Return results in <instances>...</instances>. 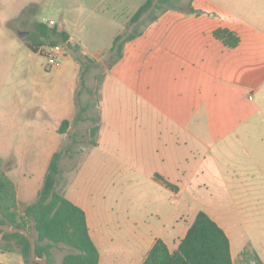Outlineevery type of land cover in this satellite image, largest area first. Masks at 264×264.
<instances>
[{
  "label": "rangeland",
  "instance_id": "1",
  "mask_svg": "<svg viewBox=\"0 0 264 264\" xmlns=\"http://www.w3.org/2000/svg\"><path fill=\"white\" fill-rule=\"evenodd\" d=\"M146 1L0 0V152L5 155L20 154V151H6V148L14 147L22 140L23 129L18 124L30 125L32 129L45 126L50 131L56 124L59 109L75 99L76 117L81 118L72 123L74 128L64 146H74V149L65 156L61 166L64 179L61 191L66 185L71 187L88 170L90 175L95 176L101 172L110 178L111 191L121 193L122 199H125L121 201L123 208L133 211L136 207L133 195L142 188L150 187L159 161L168 153V157L174 158L176 163L186 165V171L192 170L188 184L190 191H195L192 205L197 206L200 200L212 203L213 180L205 189L199 173L195 177L194 172L198 170L206 148L213 147L214 135L211 131H214L217 121L220 123L215 118L216 114L232 111L251 117L254 114L250 117L251 126L262 128L264 40L260 36L249 70L242 66L232 81L228 80L230 88L218 86L216 92L210 93V98L202 101L198 94H191V99H188L183 92V80L188 74H191L190 81L200 79L197 66L202 63L204 54L201 42L204 39L191 20L204 15L208 5L201 0L198 8V0H177L160 8L155 6L139 22L132 24V16ZM208 2L226 11L233 10V16H227L228 19L221 15L222 21L229 20L230 25L239 24L240 15H244L252 20L249 25L263 31L262 10L258 5L246 8L240 0ZM166 17L170 20L164 21L155 33L150 32ZM50 21L54 24L51 25ZM40 22L51 29L74 34L73 42L54 39L56 44L65 47L68 55L58 69L50 68L45 56V49L50 47L53 38L43 39L35 33V25ZM21 32H28L25 42L19 37ZM118 35L123 36L122 42L132 35H136L134 40L144 37L127 47L133 57H127L115 69L117 63L110 68L113 57H116L111 47ZM33 36L35 42L44 41L38 53L29 46L34 42ZM132 41L125 43L123 57L126 46ZM188 63L195 65L196 69L189 67ZM71 66L74 74L77 67L80 69L76 94H72V74L64 73ZM108 70L116 75L110 81L104 104L111 120L110 128L104 130L110 151L105 153L103 171L102 165L97 166L101 164L103 154L91 148L92 140L98 141L99 132L94 138L91 129L102 123L103 83ZM252 92H255L253 100L250 99ZM186 107H189L188 112ZM201 113L207 116L199 118ZM180 115L188 118L185 123L192 129L203 128L210 133L201 137L154 134L157 127H175L173 122H179ZM117 116L121 120L114 122ZM172 147L173 151L170 150ZM190 147L192 151H188ZM6 170V165L0 160V171L6 173ZM254 202L259 203V199ZM31 227L30 224L29 234L35 238ZM13 247L17 246L13 244ZM17 249L20 251L19 247ZM71 251L64 245H56L51 249L49 263L62 264L63 257ZM251 251L246 253L248 255H241L236 264H258Z\"/></svg>",
  "mask_w": 264,
  "mask_h": 264
},
{
  "label": "crops",
  "instance_id": "2",
  "mask_svg": "<svg viewBox=\"0 0 264 264\" xmlns=\"http://www.w3.org/2000/svg\"><path fill=\"white\" fill-rule=\"evenodd\" d=\"M204 1L208 5L207 9L204 8L206 9L204 15L195 16L191 20L197 33H200L204 39L201 41L204 52L202 63L197 66L200 79L190 81L191 74H188L187 79L183 80V92L186 97L191 99V94H198L201 101L210 98V93L216 92L218 86L230 88L229 81H232L242 66L249 70L260 36L264 40V29L260 32L262 29L253 28L249 25L252 20L246 16L240 15L239 24L230 25L229 20L228 22L221 20V15L228 19L227 16H233V10L226 11L223 7L219 8L209 3L208 0ZM200 2L201 0L197 1V7ZM240 2L246 8L254 4L258 5L262 10L264 26V0H240ZM208 9L212 12L208 13ZM167 20H170L169 17L159 21L150 32L158 31L160 25ZM218 29H228L235 33L239 37V44L235 48L227 46L215 37L214 33ZM143 37L133 40L126 46L124 57L117 62L115 69L119 68L127 57H133L134 54L131 55L132 51L128 52L127 47L133 46ZM68 40L73 42L74 34H70ZM187 54L188 52L186 56ZM188 65L196 69L195 65L191 63ZM77 68L75 74L72 66L64 71L72 74V84H74L72 94L77 93L80 78V69ZM262 68L264 72V44ZM115 75L116 73L112 74L111 70L106 74L103 83L104 96L101 101L102 123H100L97 145L91 147L94 152L103 154L101 164L97 165H102L103 171L106 165L105 153L110 151L104 130L110 128L111 120L109 110L107 106L104 108V104L108 98L106 91ZM195 76L194 74L193 77ZM262 87L264 93V75ZM124 88L132 91L130 88ZM254 93L250 95L252 100ZM188 108L186 107L187 112ZM262 108L263 123L260 129L250 124L254 114L252 117L236 111L216 114L215 118L220 123L217 121L214 131H211V135H214L213 147L206 148L205 156L199 163L198 170L194 172L195 177H198L199 173L205 189L213 180L212 203L200 200L197 206L192 205L191 199L194 198L195 191H190L188 187L192 170L186 171V165L176 163L174 158L168 157V153L159 161L158 171L153 175L150 187L142 188L133 195L136 203L133 211L123 208L121 201L125 199H122L121 193L111 191L110 178L103 176L101 172L98 173L100 175L95 176L90 175L91 171L88 170L82 173L71 187L64 186L65 197L86 214L90 237L100 253L99 264H144L158 241H162L169 252L174 254L179 250L200 212H205L227 235L234 264L249 250H252L251 252L264 264V95ZM76 115V101L71 99L56 113V124L50 131L45 126L32 129L30 125L28 127L18 124V127L23 129L22 140L18 141V145L6 148V151H20V154L17 153L15 156L0 152V160L7 167L5 174L16 188L19 213L36 202L52 157L66 145L68 134L74 128L72 123ZM205 116H207L205 113H201L198 117ZM180 118L179 122H173L175 127H157L154 134L201 137L210 133L203 131V128L192 129L186 125L185 121L188 118L185 115ZM65 120L70 121L71 125L66 133H60L59 128ZM120 120L121 117L114 118V122ZM167 150L169 152V148ZM170 150L173 151V147ZM188 151H192V147ZM65 159L62 158L61 166ZM159 177L176 189L168 187ZM63 180L62 172L60 188ZM258 199L259 203L254 202ZM260 200L263 202L260 203ZM0 264H26V262L15 247L10 251L0 250Z\"/></svg>",
  "mask_w": 264,
  "mask_h": 264
},
{
  "label": "trees",
  "instance_id": "3",
  "mask_svg": "<svg viewBox=\"0 0 264 264\" xmlns=\"http://www.w3.org/2000/svg\"><path fill=\"white\" fill-rule=\"evenodd\" d=\"M174 1L177 0H147L132 16L131 23L139 22L155 6L160 8ZM35 33L43 39L53 38L50 46L58 45L54 41L55 37L60 38L64 43L69 39L67 32L51 29L42 22L35 25ZM214 35L231 48H235L240 41L239 37L228 29H218ZM34 38L33 36V41ZM122 38V35H118L113 42L111 52L115 53L116 57H113L110 68L123 57L125 43L134 40L136 35L129 36L123 42ZM43 42L34 41L29 46L32 51L38 53V48L43 46ZM80 118L81 116H78L74 121L77 122ZM70 125V121H63L59 132L66 133ZM99 130V124L94 126L91 129V136L95 138ZM92 145H97L95 140H92ZM73 149L74 146H70L53 155L36 202L22 213L18 212L15 185L3 171H0V225L12 229H25L30 233L31 224V229L36 235V257L42 259L46 254L48 264H50L51 249L56 245H64L72 250L63 257L62 264H99L100 253L90 237L85 212L66 198L60 188L61 160ZM165 183L168 187L176 189L172 184L166 181ZM13 244L20 248L19 252L26 264H39L32 261L29 240L22 234H5L0 240V250L10 251L14 249ZM253 257L258 264H262L258 256L253 255ZM144 264L234 263L227 235L205 212H200L177 252L171 254L167 246L162 241H158Z\"/></svg>",
  "mask_w": 264,
  "mask_h": 264
},
{
  "label": "water",
  "instance_id": "4",
  "mask_svg": "<svg viewBox=\"0 0 264 264\" xmlns=\"http://www.w3.org/2000/svg\"><path fill=\"white\" fill-rule=\"evenodd\" d=\"M19 37L21 39V41L25 42L27 37H28V32H21L19 34ZM0 230H1V235H0V240H2L3 236L5 234H22L23 236H25L30 243V247H31V259L33 262L39 263V264H48V256L45 254L43 256L42 259H38L36 257V240L35 238L29 234V232L25 229H12V228H7V227H3L0 225Z\"/></svg>",
  "mask_w": 264,
  "mask_h": 264
},
{
  "label": "built area",
  "instance_id": "5",
  "mask_svg": "<svg viewBox=\"0 0 264 264\" xmlns=\"http://www.w3.org/2000/svg\"><path fill=\"white\" fill-rule=\"evenodd\" d=\"M53 25L54 21H50ZM45 56L48 59V66L50 68H58L61 66L62 61L68 59L65 47L62 45L50 46L45 49Z\"/></svg>",
  "mask_w": 264,
  "mask_h": 264
}]
</instances>
